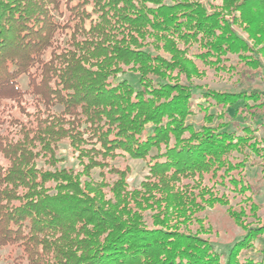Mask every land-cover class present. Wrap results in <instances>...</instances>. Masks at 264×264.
<instances>
[{"label": "trees", "instance_id": "1", "mask_svg": "<svg viewBox=\"0 0 264 264\" xmlns=\"http://www.w3.org/2000/svg\"><path fill=\"white\" fill-rule=\"evenodd\" d=\"M205 2L0 0V249L13 264H264L241 257L264 226L225 252L201 235V214L228 204L216 187L261 191L233 173L264 157V90L193 82L259 77L264 0ZM62 142L79 171L58 166ZM119 152L148 165L140 186L110 165Z\"/></svg>", "mask_w": 264, "mask_h": 264}, {"label": "rangeland", "instance_id": "2", "mask_svg": "<svg viewBox=\"0 0 264 264\" xmlns=\"http://www.w3.org/2000/svg\"><path fill=\"white\" fill-rule=\"evenodd\" d=\"M210 2L214 5H221L222 0H206L205 3ZM242 33L241 30H238ZM195 48V46H194ZM264 65V56H260ZM228 61L225 62L227 66L230 64H236L238 58L236 55H229ZM259 77L253 82L242 81L239 85L227 72H218L212 69L206 73L204 77L194 79L195 85L204 86L212 91L216 92H239L244 89H257L264 90V71H258ZM128 80L134 82L135 78L131 75L126 76ZM23 87H26L27 81L25 78L21 80ZM205 100L198 97L194 99L195 114L188 118L190 123H193L196 127H200L204 124L203 114L198 112V106L204 104ZM32 112L34 108H29ZM211 111L219 113L221 109L210 108ZM249 124V121L247 122ZM255 128V135L261 140L264 145V127ZM5 133L4 128L0 127V134ZM120 156L109 160L111 166H115L119 169L129 168L130 173L128 176V184L134 188L140 186L143 180L149 175V167L145 161L141 159L132 158L127 153L119 152ZM58 160H60L59 167L73 168L76 171L81 169L79 161L77 160V154L73 152L67 142H62L59 145L57 152ZM238 156V155H237ZM239 159L241 155L238 156ZM255 162L252 164L251 162ZM264 157L260 159L255 155H250V159L247 161L243 170H239L233 173L237 177L244 178L248 187L259 188L261 191L255 196V194L249 190L242 194H236L233 192L232 187L227 184L226 186H218L215 190L218 193V197H223L228 204H216L211 208L206 209L201 217L205 222L203 223V238L208 239L216 244V248L219 251H226L228 246L232 245L236 240L245 236L249 227L264 226ZM99 168L93 170L94 177L98 179ZM233 214V215H232ZM234 214L241 216V221L235 220ZM243 214V215H241ZM192 227L198 228L196 224ZM254 249L246 250L242 254V258L253 259L255 262H264V236L262 239L254 241ZM10 249H0V264H13V260L8 257Z\"/></svg>", "mask_w": 264, "mask_h": 264}]
</instances>
